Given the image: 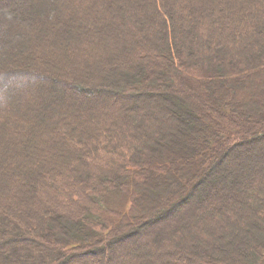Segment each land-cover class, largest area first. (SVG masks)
I'll list each match as a JSON object with an SVG mask.
<instances>
[{"label":"trees","instance_id":"obj_1","mask_svg":"<svg viewBox=\"0 0 264 264\" xmlns=\"http://www.w3.org/2000/svg\"><path fill=\"white\" fill-rule=\"evenodd\" d=\"M263 158L264 0H0V264H264Z\"/></svg>","mask_w":264,"mask_h":264},{"label":"rangeland","instance_id":"obj_2","mask_svg":"<svg viewBox=\"0 0 264 264\" xmlns=\"http://www.w3.org/2000/svg\"><path fill=\"white\" fill-rule=\"evenodd\" d=\"M202 18H204V16ZM206 18L210 21L215 22V23L218 21V15H216L214 13L213 14L209 13V15ZM258 161H259V163H261V165H264V158L262 160H258Z\"/></svg>","mask_w":264,"mask_h":264}]
</instances>
